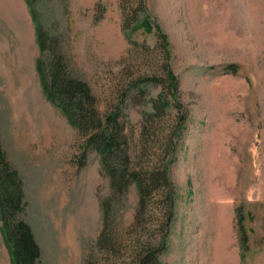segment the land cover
Instances as JSON below:
<instances>
[{"label":"rangeland","instance_id":"rangeland-1","mask_svg":"<svg viewBox=\"0 0 264 264\" xmlns=\"http://www.w3.org/2000/svg\"><path fill=\"white\" fill-rule=\"evenodd\" d=\"M34 6L44 53L28 1L0 0V149L23 194L7 218L29 225L35 264H139L144 251L162 264H264V0ZM40 56L89 87L96 118L116 114L122 181L91 132L46 98ZM163 160L174 189L166 230L160 192L138 206L129 176ZM0 264H15L1 220Z\"/></svg>","mask_w":264,"mask_h":264},{"label":"trees","instance_id":"trees-1","mask_svg":"<svg viewBox=\"0 0 264 264\" xmlns=\"http://www.w3.org/2000/svg\"><path fill=\"white\" fill-rule=\"evenodd\" d=\"M27 1L32 7L33 16L37 21L36 29L40 52L44 53L49 38L34 11V0ZM137 1L144 8L145 0ZM135 18L136 16L132 19L135 22L132 27L137 23V18ZM155 27L161 38L164 55L167 60L169 58L167 38L158 26ZM128 28V25L124 23V31H127ZM126 35L128 36V34ZM36 68L46 98L61 108L75 128L91 132L87 143L97 149L101 156L102 166L106 168L112 180L113 178L115 180L117 176H121L120 181H122L125 174L115 166L116 159H124L126 162L127 157H125L120 147L119 139L123 135H121V129L118 127L116 114L110 113L104 119L96 118L92 108L90 110L85 107L88 103L92 106V102L94 101L89 87L84 82L71 78L59 59L51 60L48 66L44 57L40 56L37 59ZM165 71L166 80L170 88H175L176 77L169 64L165 65ZM162 108L163 104L155 101L153 104V115L161 112ZM165 153L167 154L168 152L166 151ZM129 176L134 181L138 192V206L143 207V205H146V201L154 190L160 192L159 195H161L164 204L163 215L166 218V230L172 216L174 202V189L169 176L168 163L166 164L163 160L158 165L145 171H133ZM22 198L23 194L18 173L16 170L10 168L0 149V220L2 221L8 246L11 249L15 264H35V260L39 255V248L33 238L29 225L24 220H17L16 223L11 224L7 218L12 209L22 210ZM164 238L165 235L162 240ZM138 258L139 264H162L149 251L141 252Z\"/></svg>","mask_w":264,"mask_h":264}]
</instances>
